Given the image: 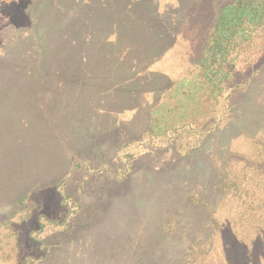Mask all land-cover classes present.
Wrapping results in <instances>:
<instances>
[{
  "label": "trees",
  "instance_id": "16d2710c",
  "mask_svg": "<svg viewBox=\"0 0 264 264\" xmlns=\"http://www.w3.org/2000/svg\"><path fill=\"white\" fill-rule=\"evenodd\" d=\"M161 1L167 2L161 5ZM169 1L96 0L90 7L75 9L72 15L67 12L57 23L62 46L51 48L50 44L49 47L51 62L47 67L51 74L35 76L30 69H18L17 66L14 67L16 70L8 68L10 66L0 70V114L3 116L0 133L6 132L5 128L11 125L7 116L18 115L22 104L38 115H47L44 112L47 108L54 110L56 117L49 119V127L55 129L61 123L66 128L72 126V133L83 137L82 145L76 148L74 155L85 154L87 148L100 145L101 139L111 141L116 137L119 129L127 126L128 120L122 122L121 118H116L117 113L108 112V126L103 128L104 131L99 130L100 116L90 101H102L98 99L101 94L116 86L108 67L112 48L110 38L124 15H131L138 25L136 37L142 33L151 34L164 49H169L178 40L185 43L188 57L178 68L186 69V73L193 67L199 68L194 76L203 77L204 91L214 93L212 97H222V102L227 100L232 116L212 123V144L193 142L196 134H203L201 128L209 129L211 125L206 123L218 101L214 98L207 114L192 128L194 130L181 132L174 139L149 149L127 175L117 177L114 173L109 178L111 173L103 175L97 171L90 174L83 182L80 196L73 194L76 207L72 223L57 221L41 242L16 241L3 259L10 255L21 256L14 264H179L181 260L172 257L170 251L173 248L177 251L176 238L184 237V227L191 226L195 230H208L207 242L215 243L224 264H258L256 258L249 255L252 251L246 255L247 249L240 243L243 238L235 191L245 187H241L239 179L231 184L223 178L224 171L235 174L243 163L245 167H260L256 160L241 159L243 155L239 157V151L232 152L230 143L232 138H255L263 133L261 123L250 128L238 113L244 100L239 94L247 93L251 83H260V91L264 94V80L260 82V77L264 79V67L251 71L244 92H236L238 86H232L231 80L235 72L247 69L260 58V66H264V0L225 3L222 0H205L204 3L194 0L187 9L182 7L186 4L181 2L183 0H172L174 4ZM177 15L180 17L178 23ZM260 38L262 44L259 47L253 45ZM125 45L127 50L141 47L133 39H127ZM56 59L60 61L59 65L53 63ZM239 60H246V64L242 65ZM20 61L24 63V60ZM174 75L178 72L172 74V69L155 72L156 80L164 89L172 87L173 83L168 85L167 82ZM49 87H52L51 98L45 100L43 93H48L45 88ZM32 94L29 101L28 96ZM23 123L27 125L28 121ZM228 130L232 133L231 138L227 135ZM121 147V143L116 145L117 156L113 154L112 166L121 163L118 156ZM97 151V156L105 163L103 149V152ZM240 159L241 166L231 164ZM55 179L56 175L45 185L55 197L54 202L58 203L60 195L53 189L58 178ZM225 183L232 185L230 202L225 201L228 194L223 192ZM33 233L28 229L26 236L34 240Z\"/></svg>",
  "mask_w": 264,
  "mask_h": 264
},
{
  "label": "rangeland",
  "instance_id": "374dc122",
  "mask_svg": "<svg viewBox=\"0 0 264 264\" xmlns=\"http://www.w3.org/2000/svg\"><path fill=\"white\" fill-rule=\"evenodd\" d=\"M94 1L96 0H0V70L8 66L16 70L14 67L17 66L18 69H30L35 76L51 74L47 67L51 62L48 57L50 44L51 48H59L63 44L59 39L57 23L67 12L72 15L76 12L75 9L90 7L94 5ZM193 1H181L186 3L182 7L189 8ZM229 1L232 0H222L224 3ZM165 2L167 1H161L160 4L164 5ZM175 18L178 23L180 17L177 15ZM137 26L131 15H124L118 21L116 32L110 38L112 48L108 64L116 86L101 94L98 99L102 101H90V105L96 107V114L100 116L99 130L104 131L103 128L107 125L108 112L112 115L117 113L116 118H121L122 122L128 120L127 126L119 129L117 136L111 141L101 139L97 148L89 147L85 154L78 156L74 155V151L82 145L83 137L72 133V126L66 128L62 123L56 125L55 129L49 127V119L56 117L51 108L44 110L47 115H38L33 109H27L21 104L18 115L7 116L11 125L5 128L6 132L0 133V264H14L21 258L10 255L3 259L16 241L41 242L45 240L47 230L57 221H62L63 224L73 222L76 207L73 194L80 196L83 182L90 174L97 171L103 175L111 173L109 178L114 173L117 177L127 175L136 161L148 154L149 149L174 139L181 132L194 130L192 128L207 114L214 98L218 101L206 123L208 126L211 123L209 129L201 128L203 134H196L192 141L212 144V123L232 116V108L226 104L227 100L222 102V97H212L214 93L204 91L206 85L203 77L194 76L199 68L193 67L188 73L185 72L186 69L178 68L188 57L185 43L178 40L169 49L161 48L160 41L151 34L142 33L136 37ZM127 39L139 42L141 47L127 50ZM261 41L260 38L253 45L259 47ZM250 51L253 52V49ZM20 60H24V63ZM261 61L262 58L247 69L234 73L231 81L234 83L232 86H238L236 92H244L253 70L264 67L260 66ZM238 62L246 64V60ZM53 63L59 65L60 61L56 59ZM169 69H172V74L178 72V75L168 80L167 84L173 83L172 87L164 89L156 80L155 72ZM262 80L264 79L260 77V82ZM257 83H251L247 93L239 94V98L244 100L239 105L238 114H241L243 121L248 122L250 128L261 123V128L264 129V113H261L264 109L262 111L259 108L264 107V94L260 91L262 86ZM45 90L48 93H43V97L49 100L52 87ZM32 96L33 94L28 98ZM31 100L32 98L29 101ZM245 107L248 108L246 111ZM2 117L0 114V127H3ZM23 121H28V124L25 125ZM244 124L245 122L242 126ZM227 135L231 138L232 133L228 130ZM119 143L123 146L118 152L121 163L112 166V156L116 155L115 148ZM106 145H111V148L105 149ZM230 148L234 153L239 151L238 156L243 155L241 159L256 160L260 164L259 168H253L245 167L243 163L235 174L224 171L226 174L223 181L232 184L235 179H239L241 187H245L235 191V202L240 209L241 218L239 229L243 238L240 243L242 248L246 247V255L252 251L249 255L256 258L258 264H264V130L255 138H232ZM102 149L106 155L105 163L96 154L97 150ZM241 159L238 162L234 160L231 164L241 166ZM55 175V180H58L53 189L60 195L58 203L54 202L55 197L45 185ZM227 183L223 186V192L228 193L225 201L230 202L233 198L229 192L232 185ZM179 228L183 230V226L180 225ZM28 229L30 233L34 232V240L26 236ZM184 229V237H175L177 251L174 248L170 251L172 257L177 256V260H181L179 264H224L215 243L207 242L208 230H195L191 226Z\"/></svg>",
  "mask_w": 264,
  "mask_h": 264
}]
</instances>
